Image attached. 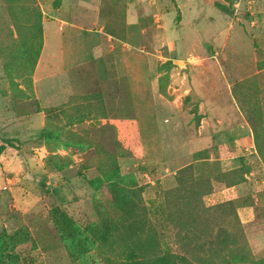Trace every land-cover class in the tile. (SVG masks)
<instances>
[{
  "label": "rangeland",
  "instance_id": "374dc122",
  "mask_svg": "<svg viewBox=\"0 0 264 264\" xmlns=\"http://www.w3.org/2000/svg\"><path fill=\"white\" fill-rule=\"evenodd\" d=\"M79 1L94 13L69 15L66 0H0V40L17 43L7 52L24 53L16 72L10 67L6 72V62L0 59V110L14 111L11 120L16 121L12 128H0V181L4 178L1 184L9 186L5 202H0V264H104L103 238L115 247L114 241L128 233L123 223L130 216L123 213L120 201L143 207L169 247L182 252L160 204L166 191L177 186L176 171L195 161L197 154L162 162L185 156L205 141L188 142L180 129L165 123L163 113L152 111L151 68L162 74L163 100L177 104L179 111L173 113L188 123V133H195L200 119L209 115L200 111V99L193 92L182 96L192 86L191 67L197 61L184 59L204 55L202 44L224 27V20L213 14L212 23L204 18L193 23L194 15L188 12L179 24L177 12L162 13L161 0H154L153 12L138 17L149 27L144 35L137 15L128 13L126 0H103L99 15L98 0ZM207 9L204 14L209 16L220 12ZM255 15L248 12L244 18L251 22ZM67 21L82 25L84 31L66 32ZM65 41L72 45L67 50L73 57L64 67ZM141 45L147 50L141 51ZM258 53L264 54V49ZM150 54L158 57L156 63ZM82 61L90 62L75 66ZM263 67L264 63L258 65L259 70ZM250 93L251 102L257 100L258 105H250L254 110L248 111V118L262 125L264 87L253 86ZM103 118L109 121L103 124ZM254 130L264 140V126ZM43 131L50 136L42 137ZM223 148L227 154L235 152L233 143ZM220 149L214 148L216 155ZM221 163L199 162L196 174L203 180L212 177L213 185ZM262 179L237 200L238 205L255 207L254 221L237 228L258 258L264 257V175ZM15 187L21 190L11 196ZM58 210L69 222L54 216ZM233 220L225 224L230 232L235 229Z\"/></svg>",
  "mask_w": 264,
  "mask_h": 264
},
{
  "label": "crops",
  "instance_id": "0c3cea01",
  "mask_svg": "<svg viewBox=\"0 0 264 264\" xmlns=\"http://www.w3.org/2000/svg\"><path fill=\"white\" fill-rule=\"evenodd\" d=\"M102 1L103 0H98L99 3L95 5L98 8L96 11L98 12L97 15L100 14ZM126 1L128 2V13L137 15L140 32L145 35L149 27L142 24L138 17L142 13L145 15L151 14L154 10L155 1ZM65 3L66 13L72 16L75 12L79 13L81 16L84 15L87 10H89L88 12H93L90 10L91 7L89 8L79 0H66ZM263 6L264 0H237L233 6L234 12L231 15L225 13L216 6L206 4L203 0H161L160 6L158 7V9H161L162 13H166L167 11L177 12L180 16L178 20L179 24L184 21V17L188 12H192L194 15V19L192 20L193 23L197 22L199 18H204L206 21L212 23L215 19V16H212L213 14H221L220 16H222L224 20V27L219 32H215L213 38L208 42L205 41L202 44L203 48L207 49L204 55L194 53L184 59V61H186V59H190L189 57H193L197 61L194 63L193 67H191V70L194 72L192 86H190L182 96L193 92V94L200 99V111L205 109L209 115V118L202 117L200 119L199 123L196 125L197 130L194 131L195 133H188V123L181 118V114L173 113L179 111L177 110V108H179L177 104L173 105L163 100L165 98H163L164 96L159 91V80L162 74L157 75L156 69L153 67L151 68V87L155 96V103L152 101V111L155 109V113H163L165 123L170 124V128L175 130L180 129L188 142L193 139L205 141V145L190 150L185 156L166 159L162 162L163 164L173 163L195 153L207 151L209 158L206 161L211 163L221 161L222 172L237 169L244 164L254 167L252 172L245 174V178L247 179L246 183L230 186L225 182L213 179V191L206 196V199L209 200L207 203L208 206L238 199L243 195L247 187H252L253 185L257 186L263 182L264 165L261 162V157L256 146V131L254 128L264 126V123L262 125L260 123H252L248 118V111H250V109L254 110V108H250V105H258L257 100L254 102L252 99L251 102L250 98L252 93H250V88L253 86H256V88L264 87V77H257L264 73V67L260 70L258 69V65L264 63V54L258 53L259 48L264 49ZM122 7V4H118V9ZM209 7L216 8L220 12L215 13V11H211V16L205 15L204 11H208L207 8ZM248 12L252 15L256 14L255 19L251 22L244 18ZM159 27L162 28V30L164 28L162 25H159ZM73 28H79L82 31L85 29L80 24L67 21L65 27L66 32L73 30ZM127 30L129 31V26ZM87 42L89 44L90 41L87 40ZM68 45L67 41L62 44L65 48L63 52L64 67L67 66L68 60L71 61L73 57V52L67 50L68 47H72V45ZM203 48L200 47L201 50ZM140 49L141 51H143L142 49L147 50L144 45H141ZM153 56V54H150V59L154 64L157 62L156 60H158V57L156 58L154 56L155 59ZM167 60L176 61L173 58H167ZM90 61L78 62L80 64L76 63L77 65L75 66H83ZM252 65H256V70H253L254 73L249 75ZM173 89L175 91L180 90L176 88ZM158 96L159 98L157 99ZM112 101L117 102L115 99ZM7 110L8 109L0 110V128H12L15 124L13 122H16L13 121L14 119L11 120L12 117H14L11 112L14 113V111ZM261 110L264 112V103L261 106ZM108 121L109 119H102L103 124H106ZM138 125L140 127L139 120ZM260 138L259 136V139ZM230 143H233L235 146L234 153L227 154L228 151L222 148L218 155L215 154L214 148L216 146L228 145ZM260 143H264L263 138L260 139ZM150 161L154 162L152 160ZM3 180L4 178L0 181V202H5L4 200H6L7 194L5 191L9 190V186H3L1 184ZM20 190L21 189L15 187L11 190V196H15ZM237 212L243 224L252 223L256 217L255 207L251 205H244L240 207Z\"/></svg>",
  "mask_w": 264,
  "mask_h": 264
},
{
  "label": "trees",
  "instance_id": "16d2710c",
  "mask_svg": "<svg viewBox=\"0 0 264 264\" xmlns=\"http://www.w3.org/2000/svg\"><path fill=\"white\" fill-rule=\"evenodd\" d=\"M236 1L203 0L206 4L216 6L230 15L234 12L233 6ZM10 46L13 48L17 46V43L0 40V48H4L0 50V59L6 62V72H9V67L16 72L18 68H21L19 58L23 57L24 53H19L17 50L7 52L6 49ZM165 76V80L168 81L169 75ZM160 86L161 77L159 80L161 93ZM49 136V133L43 131L42 137ZM223 146L216 147L223 148ZM256 146L264 165V143H260L258 135H256ZM204 152H206L204 157L198 155L202 152L195 153L197 154L195 161L183 165L176 171L177 186L166 191L165 201L160 204V208L165 211L166 223L176 230V241L180 244L182 252H174L169 247L160 232L158 223L152 217L150 218L143 207L139 209L137 204L120 201L119 207L123 213L130 216L128 219L130 221L123 223L128 233L114 241L115 247H110L106 237L103 238L104 247L106 246V252L103 255L104 264H264V257H256L246 239H241L239 235L237 225L242 228L243 223L237 211L244 206L238 205L239 198L212 206L205 204L204 196L213 191L212 177L203 180L197 176L195 170L199 162L211 163L206 161L209 158L208 152ZM253 170V166L244 164L227 172H222L221 169V173L218 174L220 176L215 175L214 178L230 186L242 184L247 182L245 174ZM127 208L130 211H127ZM142 215L146 217L145 224L142 222ZM54 216L59 220L66 219L59 210ZM232 218L236 224L233 226L235 229L230 232L225 224ZM66 220L69 222L68 219ZM234 222H231L232 225ZM68 225L73 226L72 223ZM109 248L111 250H107Z\"/></svg>",
  "mask_w": 264,
  "mask_h": 264
}]
</instances>
